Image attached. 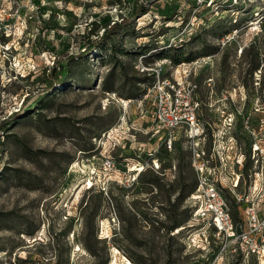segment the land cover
<instances>
[{"label":"rangeland","instance_id":"374dc122","mask_svg":"<svg viewBox=\"0 0 264 264\" xmlns=\"http://www.w3.org/2000/svg\"><path fill=\"white\" fill-rule=\"evenodd\" d=\"M139 55L191 69L207 150L222 110L264 114V0H0V264H260L213 251L194 141L161 146Z\"/></svg>","mask_w":264,"mask_h":264},{"label":"built area","instance_id":"2783aa9c","mask_svg":"<svg viewBox=\"0 0 264 264\" xmlns=\"http://www.w3.org/2000/svg\"><path fill=\"white\" fill-rule=\"evenodd\" d=\"M222 38L219 36V40ZM143 57L138 56L137 65L153 78L146 83L140 99L153 96L150 117L154 133H161V146L172 150L181 131L194 141L192 166L198 180L190 194L193 216L204 221L219 241L213 251L243 258L254 256L264 264V134L261 135L264 114L254 121L252 114L241 108L234 112L222 110L223 127L207 150L205 144L196 141L204 129L199 119L200 85L191 77V69L176 66L174 76H165L161 65H148ZM201 58L204 57L192 63L201 62ZM187 64L184 61L178 65ZM134 100L128 99L125 105ZM263 108V105L255 107L253 112ZM239 125L245 135L238 130ZM162 159L161 152L152 153V166L159 168ZM103 163L111 170L118 164L112 156L105 157ZM245 172L250 180L248 186ZM217 257L209 258L204 264H215Z\"/></svg>","mask_w":264,"mask_h":264},{"label":"trees","instance_id":"16d2710c","mask_svg":"<svg viewBox=\"0 0 264 264\" xmlns=\"http://www.w3.org/2000/svg\"><path fill=\"white\" fill-rule=\"evenodd\" d=\"M146 12V10L143 8V5H139L138 3H136V5L134 6V16L136 15V14H139V13H145ZM117 24H121L122 25V22H119V23H117ZM109 32H110V29H106L105 30V32L103 33V35H102V37L101 38H99V39H96V40H94V41H92L90 44H89V46H88V49H87V51H89L91 48H93V47H98V46H101V40L102 39H104V38H106L108 35H109ZM182 43V42H181ZM182 45H184V44H182ZM175 63H178V62H180L179 61V59H175V61H174ZM146 81L148 80V77H146V79H145ZM145 81V82H146Z\"/></svg>","mask_w":264,"mask_h":264}]
</instances>
